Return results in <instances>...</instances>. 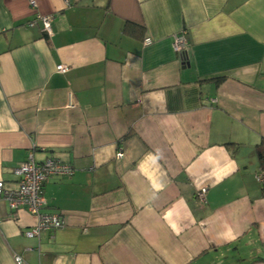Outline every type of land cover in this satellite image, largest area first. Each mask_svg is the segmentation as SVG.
<instances>
[{
	"label": "crops",
	"instance_id": "obj_1",
	"mask_svg": "<svg viewBox=\"0 0 264 264\" xmlns=\"http://www.w3.org/2000/svg\"><path fill=\"white\" fill-rule=\"evenodd\" d=\"M35 1L51 36L0 0V180L29 150L74 170L52 232L0 201V264H264V0Z\"/></svg>",
	"mask_w": 264,
	"mask_h": 264
},
{
	"label": "built area",
	"instance_id": "obj_2",
	"mask_svg": "<svg viewBox=\"0 0 264 264\" xmlns=\"http://www.w3.org/2000/svg\"><path fill=\"white\" fill-rule=\"evenodd\" d=\"M31 8L34 9V17L27 22L32 26L37 21L40 22L41 30L47 36L52 35L51 22L53 14L40 13L36 8L35 0H28ZM185 30L174 34L172 46L175 53L181 58L187 54L188 45L185 39ZM150 37H144L143 43L149 44ZM56 69L65 72L67 67L59 64ZM68 106H71L68 103ZM33 150H29L26 158L20 162L14 169L13 173L17 176V185L15 188H5L4 183L0 180V201H5L12 212L18 209H25L36 218L35 223L25 230V234L32 237H39L42 231H54L63 227L64 218L58 213H44L42 209L46 204L43 193V187L46 182L54 177H69L73 173V165L63 161L53 155H48L41 161L34 158ZM121 156V153H118ZM257 179L264 184V171L259 170L256 174ZM206 187H200L196 192V199L205 202ZM2 216L0 215V220ZM16 264L22 263L20 256L14 255Z\"/></svg>",
	"mask_w": 264,
	"mask_h": 264
},
{
	"label": "trees",
	"instance_id": "obj_3",
	"mask_svg": "<svg viewBox=\"0 0 264 264\" xmlns=\"http://www.w3.org/2000/svg\"><path fill=\"white\" fill-rule=\"evenodd\" d=\"M126 28L129 26V24H126ZM223 79V77L217 78L216 81L219 82ZM258 162H259V168L261 171H264V137H261L259 141L254 146ZM58 158V157H57ZM264 186V185H262Z\"/></svg>",
	"mask_w": 264,
	"mask_h": 264
}]
</instances>
